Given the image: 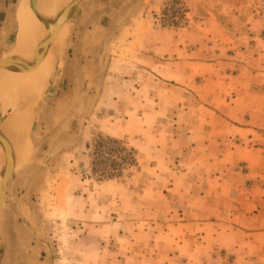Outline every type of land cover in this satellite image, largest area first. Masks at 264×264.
Here are the masks:
<instances>
[{"label": "rangeland", "instance_id": "obj_1", "mask_svg": "<svg viewBox=\"0 0 264 264\" xmlns=\"http://www.w3.org/2000/svg\"><path fill=\"white\" fill-rule=\"evenodd\" d=\"M27 3L6 5L8 60L27 42ZM63 10V45L34 70L25 146L10 148L14 186L0 184V264H264V58L238 81L234 21L215 10L208 24L185 0ZM1 97L5 120L15 108Z\"/></svg>", "mask_w": 264, "mask_h": 264}, {"label": "bare ground", "instance_id": "obj_2", "mask_svg": "<svg viewBox=\"0 0 264 264\" xmlns=\"http://www.w3.org/2000/svg\"><path fill=\"white\" fill-rule=\"evenodd\" d=\"M43 1L45 3L42 6V9H40L39 8L40 6L37 5ZM72 1L73 0H28L29 8L32 11V13H34L35 15L36 13L34 12V10L38 12H40L41 10L42 11L45 10V12L41 14L42 15L41 18L40 19L37 18L38 20H36L34 14L29 12L30 10L28 8V3L25 6L24 21L26 20V17L27 20L23 24L24 27H21L22 28L21 30H23L24 28H28L30 29V32H28L26 37L24 38L27 41L26 44L24 45V50H21V52L19 53L17 52L19 55L16 56L15 58L9 60L7 59V64L5 69L8 71L0 83V92L2 94L1 108L2 106L4 107L3 104L6 105L7 101H10L11 96L17 94V92L21 88L25 87L26 84L29 85L28 89L30 90H28L27 88L21 89L20 92H18L17 102H13V101L9 102V107L15 108L14 110H11V112L9 111V116L13 118V120L18 125V127L13 128L14 125L13 126L10 125L11 127L3 126V125L0 126V147H1L0 166L3 164L4 159H6L8 153L10 152L9 150L10 148H12L13 144L19 142V134L26 132L27 129L25 130V128L27 127L31 115V111H30L31 103H32L31 101L34 99L35 95L39 91L40 92L42 91L40 90L39 85L36 83V79H35L36 73L34 72L35 68L39 67L38 68L39 70L40 68H43L42 70L46 74L50 62L53 61V59H55L54 58L55 54L60 50L65 40L66 28L63 22L61 25L62 28L60 26L61 30L60 29L58 30V32L60 31L58 34L56 33L54 36L49 37L47 40L41 42L46 36L45 29L50 25V23L54 24L53 20L59 15L58 13L61 10L65 13L63 8H65L70 3H72ZM34 2H35V6H34ZM33 6H34V10H33ZM57 20L55 22H57ZM23 96H27L23 107L24 116L22 115V109L20 108V106H18L21 103ZM23 118H25V125L23 124L22 121ZM18 145L20 144L18 143ZM23 145L25 146V143ZM24 146H22L21 149L23 150V152H24ZM20 147L18 149L19 154L22 153ZM14 148L15 147L13 146L12 150ZM2 151L4 156L2 155ZM16 152L14 153V155L15 154L19 155ZM17 157L23 160L20 155Z\"/></svg>", "mask_w": 264, "mask_h": 264}, {"label": "crops", "instance_id": "obj_3", "mask_svg": "<svg viewBox=\"0 0 264 264\" xmlns=\"http://www.w3.org/2000/svg\"><path fill=\"white\" fill-rule=\"evenodd\" d=\"M192 9H197L200 6L208 13L207 16H203L205 20H208V24L212 23L211 16L218 17L220 13L215 10H221L227 12L229 22L234 21V24L230 26L225 24V34H231L233 36V56L234 65L238 67L239 73L237 74V80L240 82H248L257 78L260 73L254 72L250 68H261L263 64L262 58H264V38H259L261 31L264 29V14L256 10L253 12V8L250 6L251 0H185ZM256 1V0H255ZM12 0H0V60L5 56L8 58L16 53L17 46L15 40L18 35V29L14 30V27L9 24L10 16L7 14V4H10ZM223 14V13H222ZM16 16V14H15ZM17 20V18H16ZM225 21V20H223ZM227 21V22H228ZM223 33V32H222ZM248 35L250 39L249 45H243V37ZM13 36V38H12ZM14 39V40H13ZM230 39V38H229ZM231 40V39H230ZM238 42V45L236 43ZM187 56V51L185 52ZM189 56V55H188ZM239 60V62L237 61ZM228 64V63H227ZM232 111L230 110V113ZM232 116V115H230ZM0 126L18 127L15 121L9 116L5 120H0ZM11 125V126H10ZM232 127H237L233 125ZM249 129V128H242ZM23 134V135H22ZM19 134V144L23 145L25 140V133ZM16 142V141H15ZM18 143H14L16 146ZM13 144V146H15ZM19 145V146H20ZM12 146V145H11ZM12 146V147H13ZM14 162V157L12 158ZM15 170V165H14ZM14 174H12V181L10 188L14 186ZM9 188V189H10ZM256 222V220H255Z\"/></svg>", "mask_w": 264, "mask_h": 264}, {"label": "water", "instance_id": "obj_4", "mask_svg": "<svg viewBox=\"0 0 264 264\" xmlns=\"http://www.w3.org/2000/svg\"><path fill=\"white\" fill-rule=\"evenodd\" d=\"M76 1V0H73ZM62 17H60V19L57 20L56 23H54L53 25H49L46 28L47 34L45 36V38L41 41H45L47 40L49 37L54 36L58 30L60 29V26L62 25L63 19H61ZM62 20V21H61ZM17 51V48H15ZM7 59L8 57L5 56L3 59L0 60V70H4L6 68V64H7ZM10 151V150H9ZM12 155H10L8 153L7 157H6V163L5 166L0 167V184L2 186V188L4 189V193L3 196L5 195V193L8 192L9 188H10V183L12 181V174L14 173V162L12 159ZM4 200V197H0V206L2 205Z\"/></svg>", "mask_w": 264, "mask_h": 264}, {"label": "built area", "instance_id": "obj_5", "mask_svg": "<svg viewBox=\"0 0 264 264\" xmlns=\"http://www.w3.org/2000/svg\"><path fill=\"white\" fill-rule=\"evenodd\" d=\"M114 150H115L116 152H119L118 150H121V149H117V150H116V149H114ZM123 152H124V151H123Z\"/></svg>", "mask_w": 264, "mask_h": 264}]
</instances>
